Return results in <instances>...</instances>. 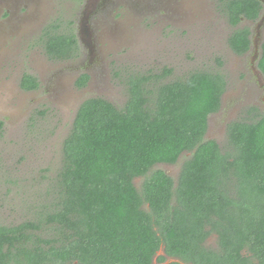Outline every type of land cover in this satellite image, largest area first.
I'll return each instance as SVG.
<instances>
[{
    "label": "trees",
    "instance_id": "obj_1",
    "mask_svg": "<svg viewBox=\"0 0 264 264\" xmlns=\"http://www.w3.org/2000/svg\"><path fill=\"white\" fill-rule=\"evenodd\" d=\"M258 2L228 0L222 10L235 25L254 17ZM51 27L39 39L45 53L75 56L72 28ZM248 33L236 29L229 47L245 52ZM261 50L264 74V42ZM171 72L127 69L122 104L84 100L38 177L18 179L0 167L11 185L5 194L13 198L16 188L25 203H17L21 221L0 223V264H152L161 246L180 260L168 264H264V111L250 106L226 123L223 141L208 138L224 77L195 69L163 82ZM20 80L21 88L38 86L28 73ZM5 126L0 119V140ZM158 163H178L179 175ZM211 233L216 247L205 243Z\"/></svg>",
    "mask_w": 264,
    "mask_h": 264
},
{
    "label": "rangeland",
    "instance_id": "obj_2",
    "mask_svg": "<svg viewBox=\"0 0 264 264\" xmlns=\"http://www.w3.org/2000/svg\"><path fill=\"white\" fill-rule=\"evenodd\" d=\"M36 1L27 6L30 11L28 13L33 19L31 24L28 23L30 26L33 25L29 29H25L21 19L22 6L16 7L17 17H19L16 21L15 18L11 20V17L7 21L2 20L3 11L0 14V23H2L0 24V27L2 25V33L0 32V98L3 99L7 95L6 99L2 100L3 104L0 100L2 107L0 119L4 120L7 125V127L5 126L6 136L0 140V167L3 169L7 167V173L6 170L0 171V223L16 224L25 216L24 210L20 212L17 206L19 202L20 205L25 206V203L22 202L24 194L20 191L17 192L16 188H14L13 198L10 197L12 193L5 194L6 186H11L10 183L3 182L7 179L5 173L13 172L17 175L15 178L18 179L38 177L37 169L46 166V158L52 160L51 152L55 147H59L63 138L69 133L76 113L74 111L76 108L78 109L79 103L83 99H87L89 94L96 92L87 91L86 88L79 90L75 85L61 87L60 94L56 97L47 94V91H42V89L38 94H26L20 91L18 82L22 72L33 71V65L36 63L44 67L55 65L40 56L43 48L39 40H36L37 33L56 16L65 17L64 19L71 17L68 6L63 7L64 11H69L68 13L64 15L60 13V0L57 6H55L54 0H41L38 4ZM156 14L157 17L155 14L142 17L135 26V29L141 34L150 33V38L130 37L131 40L127 42L123 40L121 54L128 49L133 51L130 56L128 53L120 54L121 70L126 67V69H135L136 71L150 70L152 73L158 74L164 67L170 68L171 65L173 72L168 76L164 75L166 77L163 76L162 81L164 82L182 78L195 69L219 70L229 80H234V71L227 67L231 58L224 50L227 48L224 32H221L217 37L211 35L209 28L199 22L185 21L177 16L172 17L174 23L165 22V19L162 18L163 10ZM65 21L63 20L65 27L71 28ZM186 29L189 31L185 32ZM147 42L152 43L153 48L144 52L141 50V46ZM146 46L149 47V45ZM224 62L226 64L220 67ZM107 70L108 68L103 69L105 77L99 86V95L97 96L106 97L111 102L120 105L125 97L121 83H124L126 79H121L120 82L113 80ZM96 81L100 83L99 79ZM231 84L229 83V85ZM232 91L235 89L230 88L228 93ZM55 98L56 100L53 101ZM238 101L234 112L226 113L229 117L231 116V119L233 116L238 118L245 110L238 111L242 107L241 105L245 104L246 99L240 96ZM6 105L8 109H4ZM39 111L42 113L39 114ZM218 118L219 116L215 114L211 116L213 120ZM237 118L233 117V119ZM218 120L220 121V119ZM219 121L215 123L214 129L210 133L221 142L226 133L224 130L226 125L222 127L223 123L221 124ZM13 156H24V159L18 160ZM155 167L162 169L160 165H155ZM166 167L174 175H179V168ZM25 182L22 183V188H26L27 183ZM140 182L141 178L135 179L137 187H140ZM215 235H209V239L205 241L207 246L217 245V236ZM213 242L215 243L213 244ZM156 260L158 259L156 258Z\"/></svg>",
    "mask_w": 264,
    "mask_h": 264
},
{
    "label": "flooded vegetation",
    "instance_id": "obj_3",
    "mask_svg": "<svg viewBox=\"0 0 264 264\" xmlns=\"http://www.w3.org/2000/svg\"><path fill=\"white\" fill-rule=\"evenodd\" d=\"M34 1L0 0V14L1 11H3L2 20L7 21V19L11 17V20L15 18L16 21V19L19 18L17 17L16 7L22 6L23 14L21 15V19L24 22L25 29L33 27V25L30 26L33 19L28 13L30 11L27 9V6H29V3L31 5ZM40 1L41 0H37L36 4ZM227 1L228 0H60L59 2V0H54L55 6H57L59 2L60 13L64 15L70 11L71 17H66V19H64L65 17L56 16L50 23L46 24L44 28L52 23L51 28H53L54 24H59L60 31H65L67 28L63 20H66V24L67 22L69 23L68 26H71L76 38L77 51H75V56L59 59L50 57L42 50L40 56L55 65L44 67L36 63V65H33V71L22 72L20 78L23 74L28 73L36 78L38 86L31 89H24L19 86V89L26 94H38L42 89V91H47V94H52L56 97L60 94L61 87L75 85L76 89L79 90L86 88L87 91H96L94 94H89L88 98H92L94 95L95 97H103L97 96L99 95V86L103 83L102 80L105 77L103 75V69L108 68L107 71L111 76L110 78L120 82V77L124 74L123 71L127 69L125 67L121 70L122 62H119V56L127 53L128 56H130L133 51L128 49V51L121 54L120 50L123 40L127 42L131 40L129 39L130 37H135L136 39L150 38V33L145 32L141 34L135 29L137 21H140L142 17L146 15L155 14V17H157L156 13L163 10L164 14L162 18L165 19V22L174 23L175 21L172 17L177 16L179 19H185V21L199 22L202 25H206L211 35L218 37L221 32L225 33V45L227 48L224 50L231 58V62L227 67L234 71V80H229L224 73L216 70L224 77V83H226V85L221 95V108L208 116L206 136L208 138H214L215 136L210 132L214 129L215 123L219 121L218 119H220L219 122H221V124L223 123L222 127H224L233 117L237 118L233 116L231 119V116L229 117L226 113L230 114V112H234L239 103L238 98L240 96L245 98L246 102L241 105L242 107H240L238 111L240 109H247L250 106H256L260 111H264V74L258 65L262 52L261 46L264 42V0H259L256 4V6L258 5V10L253 18L242 16L235 25L229 22L222 10V7L226 5ZM64 6H68L69 11H64ZM12 16L14 17L12 18ZM183 25L185 26V24ZM245 27L249 31L248 38L250 40V46L245 52L236 53L229 47L228 39L236 29ZM1 30L2 25L0 27V32L2 33ZM42 30L43 28L36 35L37 41L41 37ZM188 31V29L185 30V32ZM141 41L145 42L149 40ZM146 45H149V47ZM151 45L152 43L147 42V44L141 46V50L144 52L148 51L153 48ZM225 64L226 62L222 63L220 67ZM171 67L170 65V68ZM171 69L173 72V68ZM164 77H162V79ZM83 78H85L84 81ZM98 79L100 83H97L96 80ZM20 81L18 83H20ZM229 83L232 84L229 85ZM230 88H234L235 91L228 93ZM6 97L7 95L4 96L3 99L0 98L2 104V100L6 99ZM87 99H83L82 102ZM55 100L56 98L53 101ZM6 108L8 109L7 105L4 109ZM1 109L2 107L0 105V110ZM76 110L74 112H76ZM214 114L219 116L217 120L211 119V116ZM214 139L219 142L216 137ZM157 165H160L164 172L173 179H176L178 176L174 175L166 167L171 166L177 169L179 168L178 163H158ZM209 237L210 236H207L206 240H208ZM214 243L215 242H213V244ZM214 247H216L215 244ZM156 256L157 253L154 257ZM158 256H163L166 259L167 255ZM158 256L156 258H158ZM157 263L159 262L156 260L154 264Z\"/></svg>",
    "mask_w": 264,
    "mask_h": 264
},
{
    "label": "water",
    "instance_id": "obj_4",
    "mask_svg": "<svg viewBox=\"0 0 264 264\" xmlns=\"http://www.w3.org/2000/svg\"><path fill=\"white\" fill-rule=\"evenodd\" d=\"M164 254L165 253H164L163 246H161L160 249L157 251V256L158 255H164ZM156 257H154V259H153V264L156 263ZM177 261H180L179 258H177V257L166 256V259L164 261L159 262L157 264H168L170 262H177Z\"/></svg>",
    "mask_w": 264,
    "mask_h": 264
}]
</instances>
